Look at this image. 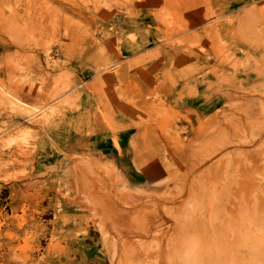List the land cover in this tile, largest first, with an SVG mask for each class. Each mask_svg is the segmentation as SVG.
Wrapping results in <instances>:
<instances>
[{
	"label": "rangeland",
	"instance_id": "rangeland-1",
	"mask_svg": "<svg viewBox=\"0 0 264 264\" xmlns=\"http://www.w3.org/2000/svg\"><path fill=\"white\" fill-rule=\"evenodd\" d=\"M260 64L264 0H0V264H117L166 217L236 224L264 264ZM108 169L106 207L74 202ZM149 237L139 264L174 257Z\"/></svg>",
	"mask_w": 264,
	"mask_h": 264
},
{
	"label": "bare ground",
	"instance_id": "bare-ground-1",
	"mask_svg": "<svg viewBox=\"0 0 264 264\" xmlns=\"http://www.w3.org/2000/svg\"><path fill=\"white\" fill-rule=\"evenodd\" d=\"M253 69L256 72H258L259 74H263L264 73V64L263 65L260 64L256 67H254ZM0 81L2 82V79ZM15 86L17 87V85H15ZM232 87H233V85H232ZM10 89L9 88L4 89L0 92V95H2V97H0V98H2L6 103H8L7 105H9L11 102L13 103L14 99L16 98L15 93L13 91H11ZM14 89H16V88L14 87ZM34 97H36V96H34ZM0 101H2V100H0ZM0 103L3 105V102H0ZM17 103H18L17 105H19L18 101H17ZM13 104L9 105V106H11L14 109L15 107H13ZM14 106H16V105H14ZM5 108H6V106H5ZM25 108L27 109V106H25ZM15 110H16V108H15ZM22 110L23 109L20 108V110H17V111H22ZM27 110H29V109H27ZM25 111H24V113H25ZM31 115L32 114H30L29 116H31ZM9 117H11V116H9ZM31 119H32V116H31ZM37 121H39V120H37ZM42 124H44V123H42ZM22 148H20V149H22ZM28 152H30V151H28ZM2 153L0 152V156L2 155ZM21 154H23V153L21 152ZM19 156H22V155H19ZM23 156L26 158L28 157V159L30 158L29 154H27V153L23 154ZM98 162H100V161H98ZM93 167H96V166H94V164H93ZM85 168H86V166H85ZM83 170L81 169V171H83ZM86 171H84V174H83V175H85L84 177H82V175L77 176V178L75 180L78 179V183L81 181L82 183L87 184V181H84V180L89 178V177L86 178V176H87ZM99 171L100 170H98V172L95 173L96 176H92V180L90 182H88V184H87L90 186L91 182H92L93 188H91V189L88 188L82 192H79L77 194V195H79L77 201H74V202L80 203V202H78V200H80L81 203H83L84 206L90 210L93 209L94 205H97L98 208H101V207L104 208L107 206L106 202L101 203V199L104 198V199H107V201L110 200L109 192L111 193L113 191V187L115 186V182H116L114 175H112L110 173V169H108L107 173L104 170H102V172L100 171V173H99ZM112 172H114V171H112ZM79 174H80V172H79ZM114 174H115V172H114ZM115 177H116V175H115ZM96 202H98V203H96ZM224 202H225L224 200L219 201V204L217 206V209L219 212L224 210V208L226 206V204H224ZM156 207H157V205H156ZM143 210H144V208H143ZM99 211H100V209H99ZM138 213H140V210H136L135 208H133L132 210H130L127 213V215L129 216L128 218L136 220L137 218L135 217V214H138ZM245 217L248 219V221L250 223H254V220H253V218L249 212L245 213ZM135 220H133V222H137ZM153 223H154V225H148V226L142 227L141 231L136 230V231L141 232V233H132L133 235L137 236V238H136L137 240H133V241L129 242L124 247V249L122 250L121 256L118 257L117 259H113L112 262L117 263V264H119L120 262L123 264H139V262L140 263L144 262V259H142L143 252L142 251L136 252L135 250L139 244L141 246H145L147 248H149V246L153 247L152 243L145 242V241L150 238L149 236H151L153 234V232H157V233H160L161 235L166 236V242L168 243V245H166L165 247H164V245L161 246L163 248V251H161V254H163L164 252H168V251L173 252V254H174V257H171V259H168V262H166L165 259H163L162 264L174 263L177 259H179V256H180L182 251H183V253H185V255H189V256H187V259L189 260V262L191 264H223L226 261H229V262L231 261L232 264H263V261L260 260L258 257L257 250H256V243L254 241H251V240H250V242L246 241L243 243V238L241 236V230L239 231V227L236 224L233 226L231 233L226 232L223 234L221 227L218 224H216L214 221L207 224L205 222L201 223L199 220H196L193 218L189 219L187 217H183L182 219H180L178 217H166V218H163V220H158L156 218V220ZM155 225H156V227L154 229H152ZM258 225H259L258 226L259 230H264V219L260 220ZM208 227L213 228V231L211 234H208V231H207ZM253 229H254V225H253ZM109 230L114 232L113 229H109ZM231 236H232V239H230ZM245 237H249V238L255 240L254 237H252L250 234H247ZM211 241H216V247L211 249L213 251L210 250V251L206 252V250L204 248H205V246L210 245L209 242H211ZM188 243H189V245H192V246L193 245L194 246L199 245V246L196 249H194V251L185 252L184 250L187 248ZM232 245H233V247H232ZM246 249H248V255L245 254ZM127 253H130V254L127 255ZM147 253H151V254L155 253L156 254V249H154L153 251L147 250ZM229 257H230V259H227Z\"/></svg>",
	"mask_w": 264,
	"mask_h": 264
}]
</instances>
